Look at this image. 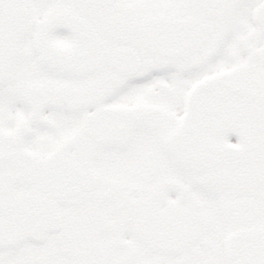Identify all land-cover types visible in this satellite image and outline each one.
I'll list each match as a JSON object with an SVG mask.
<instances>
[{"label": "snow or ice", "instance_id": "1", "mask_svg": "<svg viewBox=\"0 0 264 264\" xmlns=\"http://www.w3.org/2000/svg\"><path fill=\"white\" fill-rule=\"evenodd\" d=\"M0 264H264V0H0Z\"/></svg>", "mask_w": 264, "mask_h": 264}]
</instances>
